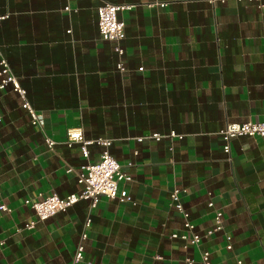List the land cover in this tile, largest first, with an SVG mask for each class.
Masks as SVG:
<instances>
[{"label": "crops", "instance_id": "obj_1", "mask_svg": "<svg viewBox=\"0 0 264 264\" xmlns=\"http://www.w3.org/2000/svg\"><path fill=\"white\" fill-rule=\"evenodd\" d=\"M105 1L135 4L118 14V42L98 29ZM151 1L0 0V55L44 122L32 123L11 87L0 92V204L9 208L0 210V264H69L80 243L81 264H203L204 250L213 264H264V137H234L227 153L219 134L229 122L264 121V8ZM72 127L113 139L133 202L82 199L27 229L36 219L27 199L78 193L81 166L100 159L101 145L90 144L86 158L81 144L65 143ZM171 131L182 136L150 137ZM174 187L186 189L199 245L171 237L185 231L170 204ZM216 210L223 228L207 235Z\"/></svg>", "mask_w": 264, "mask_h": 264}, {"label": "built area", "instance_id": "obj_2", "mask_svg": "<svg viewBox=\"0 0 264 264\" xmlns=\"http://www.w3.org/2000/svg\"><path fill=\"white\" fill-rule=\"evenodd\" d=\"M211 4H215L217 1L224 2L225 0H207ZM256 3L259 8H264V0H247ZM159 4L161 6L166 5L164 1L154 0L148 2V6ZM135 4H118L105 1L98 7V29L103 39L120 41L125 36V22L118 16L120 11L129 10L134 7ZM66 11H71L70 5L64 8ZM3 16H0V19ZM116 51L119 54L123 53V49L120 46H116ZM117 68L120 71H124V63L119 60ZM142 69V68H140ZM8 87H11L22 98V107L26 109L31 117L32 123L39 129H44V122L38 112L34 109L31 103L26 97V90L21 86L17 76L15 75L8 60L0 55V92L4 91ZM220 136L223 139V149L225 152H230V141L234 137L238 136H263L264 137V121H246V122H229L220 131ZM65 143L68 146H72L74 143L81 144V151L84 157H88V146L90 144H98L103 146L100 159L96 162L85 163L81 166L77 177L78 182L82 185L81 190L78 193H71L65 197H61L56 193H50L47 195L40 194L37 198L27 199L26 203L29 204L35 211V220H30L26 223L27 229H33L37 221H44L59 212L66 211L70 206L76 202L86 199L89 200L92 207H95L100 197H107L111 199H117L120 202H133L126 186L124 185L132 181V176L123 170L122 165L115 159L110 153L109 147L113 142V139L98 137L96 139H86L83 131L80 127H72L67 130ZM171 131L169 134L153 133L150 137L155 140H160L163 137H181ZM139 141L143 137H137ZM46 141L49 148H53L56 141L46 135ZM71 167L67 168V172H71ZM186 192V189L174 187L170 191V204L175 207L185 218L184 227L185 231L182 233H172L171 237H180L193 245H199L201 242V235L195 231V225L189 220V213L183 205L182 193ZM213 206V202L208 203ZM0 210H9L6 204H0ZM91 220L88 218L86 226L89 227ZM224 215L220 210H216L214 216V226L207 231V235L219 231L223 228ZM87 238V233L82 234V239ZM227 239L230 240L231 236L227 235ZM4 245V240L0 239V246ZM232 245L228 243L227 249H231ZM84 259V244H78L73 260L69 264H81ZM200 260L203 264H213L210 259V252L207 250L200 252ZM188 263H192V258H187ZM239 264L242 262L239 260ZM94 264H104L102 262Z\"/></svg>", "mask_w": 264, "mask_h": 264}]
</instances>
